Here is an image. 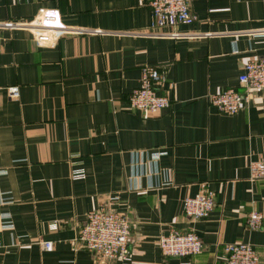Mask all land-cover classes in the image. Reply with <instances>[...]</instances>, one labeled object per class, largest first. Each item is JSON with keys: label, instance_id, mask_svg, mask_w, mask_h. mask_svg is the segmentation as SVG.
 Here are the masks:
<instances>
[{"label": "crops", "instance_id": "1", "mask_svg": "<svg viewBox=\"0 0 264 264\" xmlns=\"http://www.w3.org/2000/svg\"><path fill=\"white\" fill-rule=\"evenodd\" d=\"M189 3L196 21L159 29L142 0H0V25L56 8L70 30L39 47L25 27L0 26V224H13L0 229V264H122L78 240L102 205L131 219L132 264H226L234 242L264 264V220L246 225L251 210L264 214V179L251 172L264 155V89L233 114L210 102L243 91L245 63L264 56V0ZM146 65L171 98L147 119L128 100ZM75 168L86 178L72 179ZM205 189L214 210L189 218L184 199ZM173 229L195 231L203 252L164 256L158 241Z\"/></svg>", "mask_w": 264, "mask_h": 264}, {"label": "built area", "instance_id": "2", "mask_svg": "<svg viewBox=\"0 0 264 264\" xmlns=\"http://www.w3.org/2000/svg\"><path fill=\"white\" fill-rule=\"evenodd\" d=\"M151 8L155 28H174L180 24H191L197 16L192 11L189 0H142ZM25 27L31 31L34 41L39 47H54L61 37L70 30L60 20V11L56 8H42L32 18L24 23L6 22L1 27ZM77 30V29H76ZM84 31V29H78ZM264 35V33L262 34ZM3 38L0 32V50ZM166 77L154 65H146L142 68L140 85L129 95V105L141 113L147 119L171 105V98L161 94L159 89L164 85ZM240 84L244 87L241 91L237 88H228L210 96L211 104L220 112L233 114L238 112L246 103L252 90L264 89V56L252 59L245 63L242 73L239 75ZM19 88H10V97H17ZM162 153H155L158 158ZM252 179H264V155L258 161L251 163ZM1 173V171H0ZM87 176L84 168H75L71 172L74 180L85 179ZM216 197L214 191L205 189L196 196H188L184 199V212L191 219H204L214 210ZM264 214L257 210H251L246 216V225L253 230L263 227ZM11 221L0 224L1 228L12 227ZM56 229L58 223H51ZM131 219L115 209L102 205L91 209L82 227L78 240L91 250L98 258L117 259L122 264L131 262ZM159 246L166 257H191L204 250V243L195 231L182 232L177 229L159 238ZM45 250L53 249L52 241H43ZM226 252V264H260V254L257 248L245 242L227 243L224 246Z\"/></svg>", "mask_w": 264, "mask_h": 264}]
</instances>
